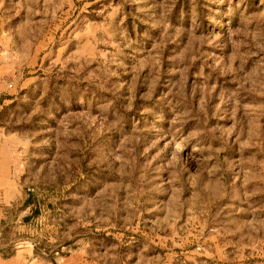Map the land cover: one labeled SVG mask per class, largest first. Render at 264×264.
Instances as JSON below:
<instances>
[{
  "label": "rangeland",
  "instance_id": "obj_1",
  "mask_svg": "<svg viewBox=\"0 0 264 264\" xmlns=\"http://www.w3.org/2000/svg\"><path fill=\"white\" fill-rule=\"evenodd\" d=\"M25 248L264 264V0H0V257Z\"/></svg>",
  "mask_w": 264,
  "mask_h": 264
},
{
  "label": "crops",
  "instance_id": "obj_2",
  "mask_svg": "<svg viewBox=\"0 0 264 264\" xmlns=\"http://www.w3.org/2000/svg\"><path fill=\"white\" fill-rule=\"evenodd\" d=\"M23 257V264H27V249L25 248L24 253L20 255ZM20 256L16 255V253L13 256H10L7 259H3L0 257V264H17L19 261Z\"/></svg>",
  "mask_w": 264,
  "mask_h": 264
}]
</instances>
